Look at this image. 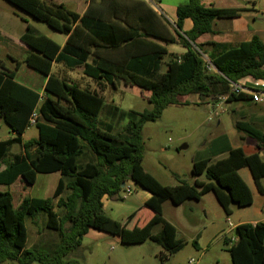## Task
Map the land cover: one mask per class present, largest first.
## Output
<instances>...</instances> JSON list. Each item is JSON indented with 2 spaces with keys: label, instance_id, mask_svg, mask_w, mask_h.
Wrapping results in <instances>:
<instances>
[{
  "label": "trees",
  "instance_id": "1",
  "mask_svg": "<svg viewBox=\"0 0 264 264\" xmlns=\"http://www.w3.org/2000/svg\"><path fill=\"white\" fill-rule=\"evenodd\" d=\"M5 1L66 36L67 42L60 47L30 26L21 36L32 53L17 62L15 69L25 64L48 78L43 99L17 83L13 79L15 69L0 59V122L16 135L0 141V166H5L0 171V186H12L20 179L25 187H31L38 174L61 175L52 198L21 200L18 191H0V264H64L63 257L80 247L91 229L123 237L124 242L151 240L174 255L184 244L177 238V229L163 218L165 202L180 206L213 193L230 216L232 205L243 208L253 204L252 193L239 175V170L245 168L264 196V161L257 154L245 156L240 148L210 151L211 157L194 159L192 184L178 179V185L164 186L142 166L144 125L157 121L167 107L187 105L191 95L213 104L223 98L226 102L248 101L249 95L231 93V84L246 78L264 81V44L257 36L238 46L212 44L214 72L207 70L199 53L204 54L202 47L196 43L199 37L214 33L215 20L239 17L245 9H219L205 6L201 0H188L177 9V29H182L186 19L193 21V29L184 35L177 31L173 35L143 1L100 0L99 8L89 6L83 15L54 0ZM162 43L186 49L180 61L171 57L164 63V72L162 60L167 50ZM1 52L0 48V56ZM53 63L81 68L85 76L112 86L121 80L126 86L146 92L153 108L138 113L122 133H113L100 120L104 99L53 76ZM36 109L38 139L22 143L21 137L30 128L29 119ZM235 127L264 148L262 131L242 121ZM14 145L22 146L23 154L10 157ZM86 153L90 160L84 162ZM226 153V158L211 161ZM204 174L207 182L199 181ZM129 181L152 195L145 207L155 214V219L144 230L136 225L125 228L103 210L105 197L123 200L122 184ZM65 190L70 194L62 199ZM57 208L62 209V215ZM40 212L47 215L46 228L59 238V245L51 252L43 253L37 246L28 248L26 220ZM156 226H161V231L154 235ZM235 233L237 241L229 249L232 264H264V222L240 224ZM194 245L197 247L196 241Z\"/></svg>",
  "mask_w": 264,
  "mask_h": 264
},
{
  "label": "rangeland",
  "instance_id": "2",
  "mask_svg": "<svg viewBox=\"0 0 264 264\" xmlns=\"http://www.w3.org/2000/svg\"><path fill=\"white\" fill-rule=\"evenodd\" d=\"M58 1H64L71 10L76 11L81 8L75 1L70 0L72 3L68 0ZM147 1L154 8H160L162 4L173 0H160L161 3L158 0ZM175 1L181 4L187 0ZM263 6L261 5V8ZM27 26H30L36 33L48 35L55 40L61 41L65 38L64 35L51 30L45 23L35 20L7 1L0 0V32H5L15 43L10 48L4 39H0L2 51L0 59L9 67H14L15 62L11 61L7 53H20L19 49L14 50L18 43L16 40L21 32L26 31ZM199 53L202 57L205 56L201 51ZM161 71L164 72L165 69ZM75 73L78 77L77 86H83V90H86L87 81H92V79L78 72ZM36 75L38 74L32 69L22 65L18 79L36 83ZM79 76H83L84 80L81 81ZM38 77L41 75L39 74ZM103 97L105 106L100 120L103 124L110 126L112 132L116 134L122 133L130 120H136L138 113L151 111L153 108L147 100L146 92L125 86L121 80H116L114 86L109 85V88L103 92ZM188 103L167 107L157 121L148 122L143 128L142 166L164 186H176L179 184L178 179L194 183L195 177L192 175L194 159L211 157V144L219 139H229L231 134L238 133L235 123L241 120L238 116L242 110L238 104L246 105L244 102L225 103L221 101L213 107L209 100H201L197 104L190 100ZM234 111L238 113V116L234 114ZM9 136L11 134L8 126L0 123V140ZM37 136L36 127H31L26 132L27 139ZM184 146L187 148L181 149ZM18 149L19 145H14L11 152H17ZM89 160L90 157L85 154L83 161ZM57 179L58 176L55 174H39L36 184L29 189L31 197L52 198ZM199 180L207 182L206 175L199 177ZM127 186L132 188L131 195H127L123 189L120 192L123 200L110 201L114 213L117 211L127 213L142 207V198L145 195L143 190L130 181L127 182ZM250 186L255 192L254 203L244 208L232 205L230 216L225 214L213 193L203 196L200 202L188 201L180 207L167 201L164 205L165 216L177 227L178 238L184 244L182 250L174 255H169L159 244L151 240L139 239L138 242H133L127 239L122 244L116 236L91 230L83 238L82 246L63 257L62 261L64 264H191V261L193 264H232L229 249L236 236L235 227L239 223H251L264 219V200L259 198L255 186L253 184ZM10 190L13 191L12 188ZM57 212L60 215L63 213L60 208H57ZM107 213H110L109 210ZM138 219L140 222L136 226L140 227L145 215L142 214ZM46 223L47 215L43 212L26 220L29 233L28 247L37 246L43 250V253L51 252L59 245L57 233L47 229ZM158 229L156 228L154 233ZM195 241L199 247L194 245ZM164 255L167 257L163 258ZM4 264L18 263L6 262Z\"/></svg>",
  "mask_w": 264,
  "mask_h": 264
},
{
  "label": "crops",
  "instance_id": "3",
  "mask_svg": "<svg viewBox=\"0 0 264 264\" xmlns=\"http://www.w3.org/2000/svg\"><path fill=\"white\" fill-rule=\"evenodd\" d=\"M54 1L57 2V3L65 4L64 1H58V0H54ZM69 1L70 0H68V2ZM71 1L78 2L79 5L81 6L80 10H76V12L79 13L80 15H83L87 11L89 6L96 7V8H99L101 6L100 0H93L94 2H92V4H91L92 0H71ZM71 1H70V3H72ZM120 1H125V2H128V3H132L130 1H133V0H120ZM134 1H143V2L147 3V5L157 14V16L163 22V24L166 25L168 30L173 35L176 34V31L179 32L181 35H184L185 33H188V32H190L193 29L194 24H193V21L191 19L184 20L183 24H182V29L181 30L177 29V22H178L177 9H178L179 6L185 5L188 2V0L186 2H184V1L182 2V0H181V2H182L181 4H180V2H176L175 0H173L172 2H167L166 4H162L160 6V8H154L147 0H134ZM158 1H159V3H161L160 0H158ZM201 1L207 7L214 6L215 8H219V9H245L246 10L239 17H236V18H232V19H217V20H215V22L213 24L214 33L205 34V35H203V36L198 38L196 43L202 47V50L204 52L205 57H207L210 61H211L210 56L213 54L212 44L238 46V45H240V44H242L244 42L250 41L254 36H257L258 38H260L261 41L264 44V6H263V8H261V5H264V0H201ZM26 30H27V27H26ZM25 32L26 31H23V32H21V34H19L18 40L15 39L16 42H18V43L16 44L17 47H15L14 50L15 49H19L20 53H17L16 51L15 52L17 54H12V53L8 54L7 53V56L9 58H11V61L15 62V66H16L17 62H20V63L23 62L32 53L31 49L26 44H24L21 41V36ZM39 34H42V33H39ZM42 35H44L47 38L51 39L52 41L57 43L60 47H63L66 44V42H67V37L66 36H65V38H63L60 41V40H55L54 38H52V37H50L48 35H45V34H42ZM0 39H4L9 44L10 48L13 47V45H15L13 40L5 32L4 33L0 32ZM153 41H156L157 43H159L157 40H153ZM162 45L167 50V54L164 55V58L162 60L163 69H165L164 63L167 62L171 57H177L179 59V61H180V58L186 53V49L184 47H182V46L173 45V44L165 45L163 43H162ZM89 62H91V60H89ZM22 65L26 66L25 64H20L18 70L15 69V66L14 67H9L8 66L12 70L15 69L14 70L15 74H14V78L13 79L17 83H19L20 85H22V86L28 88L29 90H32L33 92L37 93L42 99L44 97H46L45 86H46L48 78L43 76V75H41V74H40L41 77H38L39 73L36 72V74H38V75L35 76V78L37 79L36 83L27 82L25 80H19L18 79V73H19V70L22 67ZM75 72H78L79 74H83V71H82L81 68L70 69V68H67V67H65V66H63L61 64H58V63H53L52 64L51 74L53 76L58 77L60 79H63L66 82H68L69 84H71V85L77 86L78 82H76V81H78V77H76V73ZM83 76H84V74H83ZM83 76H79L81 81L84 80ZM87 83H88V85H87L86 90H89L92 93H96L98 96H100V97H102L104 99L103 92L106 91L109 88V84L105 83L104 81L98 82V81H95L93 79H92V81H87ZM238 84L241 85V86H244V87H246L248 89L258 88V89H263L264 90V81H262V80H255L253 78H246L244 80H241ZM83 85H84V83H83ZM90 85H92V87ZM115 85H116V81H115ZM77 87L83 90V88H82L83 86L82 87L81 86H77ZM190 100L194 101L195 104L199 103V101L201 102V98H200L199 95H191V96H189L188 101H190ZM41 102H42V100L40 99L39 100V104ZM224 102L226 103L225 100H224ZM241 102H244V104H246V105L242 106L241 104H238L240 106V108H242V110L239 112L240 116H238V113H236L234 111V114L236 116H238L239 118H241V120H238V121H242V122L248 123V124L252 125L256 129H258V130H260V131H262L264 133V104H256V103L252 102L251 100L241 101ZM219 103H221V101L216 103V104L212 103L213 107L215 105L219 104ZM0 123H2V122H0ZM27 130L25 131V133L21 137L22 138V143L29 142V141H34V140L38 139L39 134H38L37 137H33V138H30V139H27L26 138ZM10 134H11V136H9L8 138H6L4 140H0V141H6V140H9L11 138L16 137V135L11 130H10ZM231 135L232 136H230L229 139H222V141H220L216 147L212 146V148H210V151L218 152V151H222V150H224V149H226L228 147H230L231 149L240 148V149H242V151L245 154V156H251V155L257 154L264 161V148H262L261 145L256 140L248 137L244 133L235 132V133H233ZM233 139H235V140L233 141ZM12 148L10 149V152H9V156L10 157L14 156V155H17V154L18 155L19 154H23L22 146L19 145V149L17 150V152H13V153L11 152ZM227 155H228L227 153L226 154H221V155L216 156L215 158H213L211 161L212 162H216L218 160L226 158ZM86 156H88V153H86ZM4 169H5V166L1 165L0 166V171H2ZM54 174L58 176V179H57V184H58L59 180L61 179V175L59 173H54ZM38 175L36 177V182L38 180ZM49 175H51V174H49ZM239 175L241 176L243 181L246 183V185L249 187V189H250V191L252 193L253 203H254V201H255V192L252 190L250 185L253 184L255 186V189H256L257 192H258V190H257V187H256V185L254 183V180H253V177H252L250 171L248 169H246V168L245 169H241V170H239ZM198 180H199V178H198ZM263 180H264V178L261 180V185L264 188ZM36 182H35V184H36ZM125 186H127V183H125ZM24 187H25V185L19 179L12 186L1 185L0 186V191L1 192L18 191L21 194V200H23L25 198H34V197H31V195L29 193V189L32 186L31 187L27 186L25 188ZM11 188H12L13 191L10 190ZM143 192H144L145 195L142 198V201H143L142 203L143 204H142V207L140 209H136L134 211L127 212V213H119V211L114 213V210H113V208L110 205V201L111 200H109L107 197H105L103 199V210L109 217L113 218L114 220H118V221L122 222L123 225L125 226V228H126V226L127 227H133L134 225L138 224L140 222V219H138V217H141L142 214H144L145 215V219H144L143 223L142 222L140 223V227H139V228L144 230L155 219V214L151 210H149V209H147L145 207V203L152 197V195L149 192L145 191V190H143ZM69 194H70V191L69 190H65L60 198L64 199ZM208 194H206V195H208ZM258 194L260 196L259 198H262V200H264V196L261 195L259 192H258ZM206 195H204V196H206ZM37 199H41V198H37ZM58 200L59 199L55 200V204L58 202ZM200 201H196V202H200ZM166 203L167 202H165L163 204V207H162L163 208V218L167 222H169L170 224L173 225V222L170 219L166 218V216H165L166 213H164V205ZM184 204H186V202L181 204L180 206H182ZM107 210H109L110 213H107ZM138 212H140V213H138ZM231 213H232V211H231ZM259 221L264 222V219L263 220H258V221H253L250 224L255 225ZM240 224H244V223H239L238 225H240ZM156 228H159V229H158V231L156 233H154V230ZM175 228L177 229V227H175ZM91 230H89V232ZM160 231H161V226H156V227H154L152 233L154 235H156ZM89 232L86 235H88ZM118 238H119V240H120V242L122 244L125 243L124 240H123V237H118ZM177 238H178V229H177ZM235 239L237 240L236 236H235ZM28 240H29V233H28ZM81 246H82V243H81ZM33 247H36V246H33ZM197 247H199L198 243H197ZM28 248H30V247H28ZM34 264H37V263H34Z\"/></svg>",
  "mask_w": 264,
  "mask_h": 264
},
{
  "label": "built area",
  "instance_id": "4",
  "mask_svg": "<svg viewBox=\"0 0 264 264\" xmlns=\"http://www.w3.org/2000/svg\"><path fill=\"white\" fill-rule=\"evenodd\" d=\"M205 63H206V68L209 72H214L216 71L214 65L212 64V62L205 56H203ZM231 93L234 94H246L249 95V97L251 98L252 102L256 103V104H264V90L263 89H248L244 86H241L239 84H231ZM223 101L225 100V98L222 99ZM38 117H39V113L38 110H34L30 119H29V126L31 127H35L37 125L38 122ZM125 192L127 195H130L132 192V188L130 186H125ZM237 240L234 238V240L232 241L231 244H233L234 242H236ZM191 264H193V261H191Z\"/></svg>",
  "mask_w": 264,
  "mask_h": 264
},
{
  "label": "water",
  "instance_id": "5",
  "mask_svg": "<svg viewBox=\"0 0 264 264\" xmlns=\"http://www.w3.org/2000/svg\"><path fill=\"white\" fill-rule=\"evenodd\" d=\"M187 147L186 146H184V147H182L181 149H186ZM125 187V183L124 184H122V188H124Z\"/></svg>",
  "mask_w": 264,
  "mask_h": 264
}]
</instances>
